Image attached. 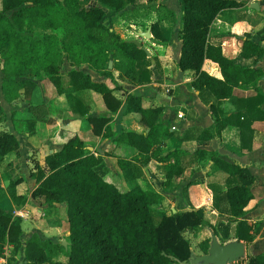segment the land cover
Returning a JSON list of instances; mask_svg holds the SVG:
<instances>
[{
    "label": "trees",
    "instance_id": "trees-1",
    "mask_svg": "<svg viewBox=\"0 0 264 264\" xmlns=\"http://www.w3.org/2000/svg\"><path fill=\"white\" fill-rule=\"evenodd\" d=\"M135 0H95L82 4L80 0H0V59L1 94L10 102L19 96L20 90L28 93L35 86V79L46 77L58 93L92 89L99 92L105 106L115 112L121 99L112 93L107 79L113 80L112 68L128 79L130 84H142L150 80L152 60L145 49L132 40L123 39L103 19L108 12L124 14L133 8ZM181 40L177 65L180 69H192L196 76L190 85L197 91L207 89L213 99L209 103L213 114V128H204L200 138L220 136L228 122L240 126L241 138L251 131L250 124L256 117H264L260 104L264 96L242 99L246 112L239 109L224 117L216 110V101L232 98L236 85H256L262 71L241 66L223 54L220 45L207 40L210 25L223 8L237 5V0H182ZM152 4L144 5L152 8ZM162 6V4L160 3ZM171 11L160 13V17ZM154 38L165 41L157 21L151 23ZM242 38L241 54L256 57L263 53L261 44L248 33ZM205 58L217 62L222 77L202 68ZM112 59V68L108 60ZM68 66L62 70V63ZM125 111L140 113V121L146 132L130 130L113 131L109 115L89 116L94 133L103 134L137 149L130 157H118V164L131 174H140L135 162L147 163L154 158L164 162L166 179L182 172L180 154L184 146L162 149L165 138L172 131L163 123L162 108L144 107L141 95L128 93L124 100ZM29 109L40 116L42 104L30 105ZM2 110L0 104V112ZM47 122L52 116H45ZM18 140L10 131H0V155L16 150ZM200 156H209L213 164L227 173L223 196L228 203L227 221L211 222L205 217L204 207L177 209L167 212L160 209L163 194L138 185L120 189L103 177L101 157L94 155L77 135H70L62 146L45 156L48 172L36 164L34 177L38 185L33 194H43L45 201L64 202L67 205L69 234L68 244L52 242L32 234L25 243L23 264H182L191 252V242L186 230L193 232L201 252L207 250L211 227L221 241L229 239L230 222H237L234 236L250 241L253 238L250 225L244 219L245 207L253 197L250 188L252 174L246 166L229 162L213 151L195 148ZM172 158V160H171ZM10 178V196L19 202ZM215 194V190H214ZM217 225H228L223 231ZM224 235V236H223ZM20 219L0 206V255L4 244L21 246ZM61 250L66 258H54L53 252ZM244 264H264V254L249 256Z\"/></svg>",
    "mask_w": 264,
    "mask_h": 264
},
{
    "label": "crops",
    "instance_id": "crops-1",
    "mask_svg": "<svg viewBox=\"0 0 264 264\" xmlns=\"http://www.w3.org/2000/svg\"><path fill=\"white\" fill-rule=\"evenodd\" d=\"M237 1L239 4L218 12L210 25L207 40L220 45L223 54L239 65L258 68L262 74L255 86L236 85L232 98L216 101V110L220 117L239 109L246 112L247 105L242 99L254 97L259 100V94L264 96V0ZM80 2L93 4L95 0ZM181 2L182 0H135L133 8H126L124 14L108 12L104 16L103 21L121 38L138 40L148 50L147 55L155 56L156 59L150 65V80L142 84H130L117 69L111 67L113 80L107 79V82L112 93L122 101L115 112L105 106L99 92L82 89L58 93L46 77L35 79L36 84L30 92L26 93L21 89L19 96L10 102L3 99L0 88V131H10L18 140L16 150L0 155V206L19 217L22 239L21 246L17 248L10 243L4 244L0 264H23L26 240L34 233L42 239L61 244L65 239L66 245L68 244L67 205L64 202L48 203L43 194L34 195L33 190L38 181L33 174L36 164L44 167L45 173L48 172L45 156L58 150L72 134H77L94 155L101 157L103 177L120 189L138 185L143 189L160 192L164 196L163 200L170 203L172 211L204 207L205 217L211 222L217 220L212 217V213L228 217V203L222 191L226 188L227 173L216 167L209 156H200L194 149L213 151L226 161L246 166L253 177L249 185L253 197L245 207L244 219L251 227L253 238L250 241L243 240L244 260L230 264H244L249 256L264 254V117L252 120L251 131L245 133L243 140L240 126L233 121L222 128L220 136L207 139L199 137L204 128H213V114L209 109L213 95L207 89L197 91L192 88L190 82L196 73L192 69L182 70L177 65L181 48ZM148 3L152 4V8L144 7ZM169 10L170 15L159 16ZM154 21L158 22L165 41L154 38L150 26ZM147 29H150L149 36L143 34ZM246 33L261 44L263 53L256 57L242 56L240 36L243 37ZM202 68L222 77L217 62L210 58L204 59ZM36 92H39L38 100L33 102ZM128 93L141 95V104L144 107L162 108L163 123L172 131L165 138L162 147L164 153L168 148L176 146L187 149L179 156L182 172L172 177V184L169 186L163 184L166 179L164 162L154 158L145 164L135 162L134 168L140 170V174L133 175L122 168L117 159L130 158L137 153V149L128 143L105 136L103 131L96 134L92 129L89 116L109 115L107 124L113 131H148L140 121L139 112L125 111L124 100ZM35 104H42L44 107L42 113H39L40 116H36L29 109L30 105ZM260 109L264 112V99ZM47 115L52 116V121L47 122L44 119ZM10 178L17 180L14 188L16 194L21 195L19 202L10 196ZM236 223H229V239L236 238ZM53 255L61 260L66 258L61 250H55ZM40 264L51 263L44 261Z\"/></svg>",
    "mask_w": 264,
    "mask_h": 264
},
{
    "label": "water",
    "instance_id": "water-1",
    "mask_svg": "<svg viewBox=\"0 0 264 264\" xmlns=\"http://www.w3.org/2000/svg\"><path fill=\"white\" fill-rule=\"evenodd\" d=\"M144 35H150V29L143 32ZM136 44L141 45L138 40L132 39ZM144 48V47H143ZM147 54L149 52L144 48ZM112 59L108 60V67H112ZM210 213L209 210H207ZM214 219L227 220V216L211 214ZM209 231V244L207 250L197 253L191 249L190 256L187 261L182 264H230L243 261L245 258V242L242 239L231 238L221 241L215 234L211 227H207ZM67 241H62L63 245H66Z\"/></svg>",
    "mask_w": 264,
    "mask_h": 264
},
{
    "label": "rangeland",
    "instance_id": "rangeland-1",
    "mask_svg": "<svg viewBox=\"0 0 264 264\" xmlns=\"http://www.w3.org/2000/svg\"><path fill=\"white\" fill-rule=\"evenodd\" d=\"M0 63H1V59H0ZM67 66H68V63L66 62V61H64L63 63H62V70H64V69H66L67 68ZM1 83H2V73H1V70H0V88H1ZM52 85V84H51ZM41 91V90H40ZM43 91V90H42ZM39 96V92H36V94L34 95V97L32 98V101L33 102H37V97ZM157 207L158 208H160V209H164L165 211H167V212H171L172 210H171V205H170V203L169 202H167L166 200L164 201H162V203L160 204V205H157ZM218 226V229H219V231L221 232V234H223V231L227 228H229V226L228 225H217ZM185 235H186V237H188V239L190 240V242H191V246H192V248L193 249H195L197 252H200V249H199V247L197 246V240H196V238L194 237V235H193V232L192 231H190V230H186V232H185ZM224 236V235H223Z\"/></svg>",
    "mask_w": 264,
    "mask_h": 264
}]
</instances>
